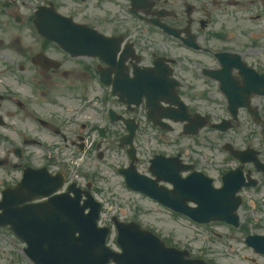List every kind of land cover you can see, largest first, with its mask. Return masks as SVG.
Masks as SVG:
<instances>
[{"label": "flooded vegetation", "instance_id": "obj_1", "mask_svg": "<svg viewBox=\"0 0 264 264\" xmlns=\"http://www.w3.org/2000/svg\"><path fill=\"white\" fill-rule=\"evenodd\" d=\"M44 1L74 23L122 42L114 58L111 45L101 43L105 47L100 53L110 56L109 63L97 55L73 56L38 33L36 9L24 15L17 3L0 0V201L6 188L16 186L24 175L48 184L51 174L64 171V148L72 147L76 157V150L83 147L78 142L83 126L81 133L73 128L65 135L60 126L36 115L38 108H62L67 97L77 98L84 84L87 89L106 91L108 108L119 113L113 122L107 112L111 138L131 137L132 130L137 152L143 137L160 140L149 146L153 148L196 130L186 135L191 139L188 150L173 147L165 153L179 156L188 165L190 171L183 175L197 171L213 176L220 185L225 180L235 183L242 175L244 182L254 183L251 206L264 209V199L256 198L264 197V0ZM43 20L56 24L55 19ZM85 33L89 40L96 37L93 31ZM147 68L169 89L178 86L185 105H163L173 107L172 116L186 121L161 127L154 122L159 121L161 110L145 95L135 107L114 95L126 72L133 76L134 71ZM52 116L63 122L58 113ZM50 133L62 140L51 143ZM227 144L236 156L224 149ZM208 149L213 153L206 157ZM230 171L239 172L227 176ZM18 263L17 257L0 262Z\"/></svg>", "mask_w": 264, "mask_h": 264}, {"label": "rangeland", "instance_id": "obj_2", "mask_svg": "<svg viewBox=\"0 0 264 264\" xmlns=\"http://www.w3.org/2000/svg\"><path fill=\"white\" fill-rule=\"evenodd\" d=\"M110 159L98 161L96 156L86 159L81 167V181L92 178L96 185V193L105 203L103 223L109 224L111 215L116 209L123 210L122 217L130 220L135 205L141 202L132 197L128 200V193L125 190L121 179L110 170ZM87 174V175H85ZM152 212H143L139 219L146 227L157 230L164 237L168 238L177 246L191 250L195 256L210 260L213 264H251L249 260L252 252L243 242V235L225 224L196 225L188 219H175L160 216L156 209ZM240 238V240L238 239ZM264 264V259L262 260Z\"/></svg>", "mask_w": 264, "mask_h": 264}]
</instances>
